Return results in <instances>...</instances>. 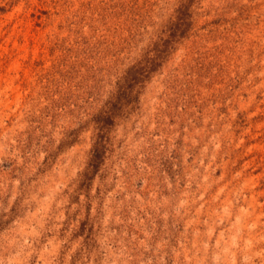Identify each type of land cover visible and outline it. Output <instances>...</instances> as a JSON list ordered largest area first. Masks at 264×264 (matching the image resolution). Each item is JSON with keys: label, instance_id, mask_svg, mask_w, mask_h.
<instances>
[{"label": "rangeland", "instance_id": "374dc122", "mask_svg": "<svg viewBox=\"0 0 264 264\" xmlns=\"http://www.w3.org/2000/svg\"><path fill=\"white\" fill-rule=\"evenodd\" d=\"M0 264H264V0H0Z\"/></svg>", "mask_w": 264, "mask_h": 264}]
</instances>
